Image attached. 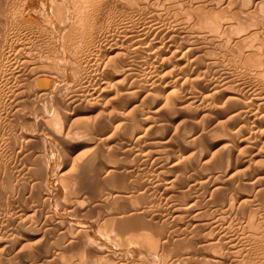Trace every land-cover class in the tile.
I'll list each match as a JSON object with an SVG mask.
<instances>
[{
	"label": "bare ground",
	"instance_id": "bare-ground-1",
	"mask_svg": "<svg viewBox=\"0 0 264 264\" xmlns=\"http://www.w3.org/2000/svg\"><path fill=\"white\" fill-rule=\"evenodd\" d=\"M104 1L105 4L114 3L117 5V8L126 11V13H128L126 17H131L132 14H134L130 3L132 0ZM86 2L87 1H85V3ZM95 2L98 4L97 1ZM140 2L144 8L151 9L154 15L153 21L157 23L154 22V25L152 24L144 27L134 35L126 33L120 38L108 39L105 43L98 46L95 44L97 37H94V32L92 31V34L89 33L90 35L86 37L80 36L82 38L72 35L71 37L70 35L64 37L62 38L64 44L58 45V47L55 48L44 49L45 46L42 47V43L40 46H36L35 41L37 38H35V41L33 40L34 38L32 39L35 44L32 42V44L30 43L31 45H28V43H18L17 41L10 45L7 62L4 61L6 63L0 67V81L4 82V84L0 83V85L7 87V91H5L4 94L0 92L1 96L3 95L0 104L6 106L8 115L16 118L20 122V125L15 128L13 134L16 138H20L22 143H19L18 146L13 145L10 147V144L8 145V147H10V151L8 152L10 153H8L7 161L11 163V159L13 158L14 160L15 157L19 159L16 169L22 174L21 179L26 184V194H22L23 197H26V201L23 202V208L19 210L16 217L12 220V227L4 230L2 229V232H4L3 234L0 231V264H4L6 260L16 257L22 259L18 264H151L150 262L145 263V261H147L145 258L155 247L159 248L160 251L163 252V255L166 254L164 258L168 263L165 264H176V262L179 261L180 263L184 264L186 262L185 264H187L189 260L185 262H182V260L190 258L186 257L187 253H184L183 250H174V254H172V252L169 253L171 255L167 254L170 251L167 250L171 248H168V246L173 245L174 247L175 245L176 239L174 236L165 232L163 227L158 228L157 225L155 226L151 222H143L144 224H141L138 219H135L137 216H144L147 219H154L163 223L167 221H165L166 217L163 212L155 210L152 206L139 205L133 195H116V197L112 199L106 197L105 203L100 205L103 209V217H112L113 219L111 231L114 232L115 237H118L120 240L121 235L129 231L133 232V235L128 237L123 243V245H126L128 241H130V243L135 242L137 244L130 249L120 248L117 250L105 240L104 242H95L96 240L93 238L95 226L80 218L77 219V217L81 215V211L84 208L86 209L83 202L78 200V195L61 194V192L60 194H56V196L53 193L54 196L58 197L57 201L54 199L55 197L52 199L57 202L56 204L54 201L53 203L50 201L52 204L50 202V204H47L49 201L48 199L45 200L47 201L45 204L42 203L44 205H41V203L39 205V202L37 205L33 204L37 198L40 197L39 194H35L36 191L41 190V192H44L45 190H42L44 187L48 184L51 186L50 181H45L48 179V176H50L52 168L47 162L43 151H38L39 154L37 155L34 154L35 162L32 166H29L27 163V161H29L30 152L32 153V151H30L32 150V144L38 141L41 142V139L43 140L41 136L39 137L29 130L26 125L27 123L42 122L43 126L47 129L49 138L57 142L59 146L65 148L64 151L60 153L63 148L60 149L58 146L59 149L57 152L61 162L66 161L67 164L70 160L74 161L75 156L79 155H83L85 158L89 159L95 158L93 167H91L92 165L85 164V162H79L78 170L72 175V178L80 181V185L82 183L84 184H82L83 187L86 185L84 169L88 165L90 166V170L92 168V171L95 173V177L101 182L118 174L122 176H136V169H134L132 165H130V167H125V165L119 164L118 161L100 162L104 155L116 158L117 149L112 144L113 140H110L111 135L107 136V134L112 133L114 135L118 134L121 137L123 136L122 139L128 140L130 144H128V142L127 144L128 146L131 145V147L129 146L130 148L127 151V155H133L138 160H144L145 158L149 160L154 155H159L158 158H156L158 160V166L155 169L157 173L155 172L156 174L154 175H156V178L164 175V177L162 176V179H160V181H162L159 185L167 189L179 183L177 175H171L169 173H174V170L183 166L182 163H186L191 156L197 155L200 158L199 160L203 161L200 165V174H202L204 178H207L209 182L212 181V175L215 176V174H213L216 170L214 165L221 160L218 159L219 161H217V159H215L216 162H213L215 153L216 157L218 156L219 158L217 153H220V157L228 161L225 173H220L221 175L224 174V182H227L228 179L229 181L232 180L231 177L236 170H232L229 163L243 150L254 158V163L251 162L250 168L255 170L257 167L256 163H262V161L258 159L264 158V43L257 41V39L260 38L259 35H262L261 33L264 34V16L261 17L259 14L256 16V13L253 14L251 12L246 14L245 12L248 10L243 11V16L237 13L230 16L226 13L222 14L219 13L218 10L224 7L223 4L215 1L141 0ZM90 3V5L94 6L92 2ZM99 5L102 7H98L99 9L94 14L96 22L99 21L100 24L104 22L108 24L110 22L109 26L111 27H114L115 24L118 25L117 23L119 21L117 22L116 16L108 15L107 18L104 17L105 9H108L105 7L108 5L104 6V4L102 5L100 3ZM160 6L162 8L166 7L169 12L163 13L162 10L158 9ZM87 11L89 10L87 9ZM91 11H94V9ZM89 12H87V15ZM90 14H92V12ZM90 16L92 17V15H89V17ZM255 18H257L256 20H261L263 25H256L254 27V24L251 22H253ZM87 22L88 21H86V23ZM90 30H92V28ZM117 30L118 29H116V31ZM31 31H33L32 28H30V33ZM35 31L34 29V32ZM73 32L75 31H69L68 34ZM29 37L31 38V36ZM40 39H42V37ZM27 40L31 39L27 37ZM38 40L39 39H37V41ZM205 40H208L210 45H206ZM70 52L73 54L72 58L67 56ZM130 54L144 58L149 63L148 67L136 70L133 67L134 65L129 61L130 59L128 57ZM64 58L73 64L72 67L80 76H82L81 71L84 73V76L81 81V86L77 90L79 93L76 92L69 100H62V104L56 108V115L53 118L52 124H50V119L32 115V112L26 111V109L33 101L32 97L34 95V90L35 95L39 94L41 97L49 98L54 97L59 100L61 95L60 92L63 90L66 83V79L61 72L63 69L61 61ZM18 64H23L25 66H22L20 69L17 67ZM220 67H227L228 73L231 74H228L229 80H219L215 77ZM236 70H244L246 73H251L252 70H254L256 75L262 76L261 84L263 86L248 87L243 91L239 88L241 86L235 87L233 85L234 80L232 73ZM12 78H15V81L18 79V84L14 89H12L13 86H7ZM60 98L62 99V97ZM79 98L81 102L87 104V108H90L88 114L93 115L98 126V129L95 128L94 130L87 131L91 137L89 140L85 141L72 138L71 126L62 125V128H59L63 120H69L74 116ZM54 101L55 100L52 102ZM38 104L39 108H45V105L41 102ZM160 113L166 114L167 117L158 120ZM179 113L183 115L177 119V121L181 119L180 122L178 121L177 123L181 124V131H183V133L188 130L190 131L188 134L191 138H197L202 124L204 126L206 125L208 128L207 142L204 140L205 143L202 144L203 141H201L200 144L202 145H198L195 140L193 147L184 144V147L181 148L174 144L172 138L168 136L169 134H167V136L165 135L164 138H161L163 137L162 135L161 137L158 135L163 127L169 130L171 121H173ZM128 133H130V138L127 137L129 135ZM172 137L174 138V135ZM9 139L8 134L1 128V179H4L5 176V172H3L2 169L3 154H1V150L4 145L8 143ZM23 141H25V143H23ZM192 141H190L189 144H191ZM197 145L199 147H197ZM126 150L127 149L124 151ZM158 150L163 152L160 153L159 151L160 154H158ZM189 151L193 152L190 153L189 156H186V153ZM57 152L56 154L54 153V155H57ZM149 161H151V159ZM8 163L5 164L9 165ZM145 163L147 162L145 161ZM66 164H62L59 168L57 167L54 170L56 175H63L66 173V169L68 168ZM147 164L149 165L150 162ZM150 170L151 169H149V171ZM236 173L238 174V172ZM256 175L259 176L261 174L256 173ZM201 178L200 175V179ZM257 179L255 178L254 181L256 182ZM251 180L252 178H250V181ZM130 184L131 183H129V185ZM202 184L204 185V182ZM49 186L45 189H48ZM146 186L145 184V187ZM256 186L254 185L255 188ZM161 188L162 190L165 189L163 187ZM223 188V183L222 186L215 185L211 190V194H207V198L208 196L212 198V202L210 204H208L209 202L207 203V210L202 208V205L205 206L202 202L201 207L199 205L200 199L197 197L203 198L201 195H197L196 198L189 199L187 202L185 201L186 203H181V201H179L180 203L174 204L177 200L176 198L175 202L172 203V217L174 220H177L185 213L193 214V211L199 206L203 211L199 210L198 213L196 212L198 214L197 216H195L196 214L194 213L195 215L193 216H195V218L191 221L193 231H197L199 234L197 233L192 239L194 240L193 243L198 245L202 251L200 255L203 256L202 260L204 264H244L243 258L239 255L230 260V263L224 261V257L219 253V246L222 244L220 242L221 238L210 229L209 226L211 224L208 223V218L211 217L206 216V214L210 210L215 212L216 214H213V217H216L215 223L219 226V223L224 224L227 222V219L229 220L231 217L236 218L239 216L240 218L241 216L244 220L247 218L248 224L244 226L250 225L252 228L258 215L260 220L261 214L259 212L260 210L262 211L260 207L264 204L258 206L257 194H254V196L252 194H244L245 191L239 194L235 192V194L229 195L227 199H225L223 195L225 202H222L223 200H221L222 198L219 195L221 203L218 200L217 192ZM170 190L171 189H169V191ZM169 193L168 199L170 202H173L174 200L172 198L175 196ZM204 196L206 195L204 194ZM42 198L41 196V200ZM117 198L126 199L127 202L130 203L131 209L129 211H121L118 208H114L113 205L116 204ZM146 198H148V196ZM258 201L261 200L259 199ZM107 206L109 207L107 208ZM246 208L249 210H247L248 213H245L247 212L245 211ZM62 209L67 212L66 215L60 212ZM240 209L244 210L241 212ZM204 215L206 216L205 218L208 217V222H205L206 219H204ZM180 220L182 219L180 218ZM241 220L236 221L241 222ZM122 222L125 224H122ZM215 223L212 222V224ZM235 223L237 224V222ZM258 223H260V221L256 222V224ZM189 225L190 223L188 222V226ZM180 226L181 225H179V227ZM244 226H240V228H245ZM230 227L228 226L227 228ZM240 228L239 230H241ZM252 229L251 231H255V229ZM261 229L263 230L264 227ZM224 230L223 232H228ZM245 230H243V232ZM257 232L258 231H255V233ZM261 233L258 232L257 234L261 235ZM225 235H227V237L229 236L228 234ZM154 236L156 239H154ZM249 236L252 238L251 235H247L246 237L249 238ZM260 238L262 239V236ZM252 239H255V237ZM27 241L33 242L30 243L32 244L31 246L29 245L30 248L28 245L23 244ZM241 241L238 244H241ZM226 242L227 241H225V244H230ZM256 242L257 240L255 243ZM235 243L237 244V242ZM233 248L234 246H232V250H234ZM247 248L251 247L249 246ZM34 249V253L30 252ZM41 251L44 252L41 253ZM239 251L241 253V250ZM69 252H75L79 255L73 259L72 256L69 257L67 254ZM235 252L233 251V256H235ZM242 252H244V248ZM188 263L191 264V262Z\"/></svg>",
	"mask_w": 264,
	"mask_h": 264
},
{
	"label": "rangeland",
	"instance_id": "rangeland-1",
	"mask_svg": "<svg viewBox=\"0 0 264 264\" xmlns=\"http://www.w3.org/2000/svg\"><path fill=\"white\" fill-rule=\"evenodd\" d=\"M85 1H87L86 3L88 4V7H90L91 10L94 9V11H91L90 8L87 7V4L85 3ZM95 1H97L98 4H96ZM100 1L99 0H91V1L90 0H24V1L23 0H0V63L2 64V65L0 64V67L3 66L7 62V57H8L9 52H10V45L12 43L17 42V41H18V43L19 42L28 43V45H29L30 43L32 44V42L34 43L35 38H37L39 40L37 41V39H36V41H35L36 44L35 43L34 44L36 46H40V44L42 43L41 44V45H43L42 47L45 46L44 49H48V48H55V47H58V45L64 44V41L62 38L67 37L69 35H70V37L72 35V36H78V38H82V37H86V36L90 35L89 33L92 34V32H94V37L95 36L97 37L95 40V44L98 46L100 44L105 43L108 39L120 38V37H122V35H124L126 33H128L129 35H134L138 31L142 30L144 27H147V26L152 25V24L154 25V22L157 23L156 21H153L154 15H153V12L151 11V9L144 8L141 5V2H140L141 0L140 1H138V0L130 1L131 6H132V10L134 12V14H132L131 17H126V15L128 13H126V11H124V10H121L120 8H117V5H115L114 3L111 2L112 4H109V3L105 4L104 0L101 2ZM205 1L220 2L221 4H223L224 7L222 9L218 10V12L222 13V14L226 13L229 16L234 14V13H237L238 15L243 16L244 10H248L245 12L246 14L248 12H251L253 14L256 13V16H257V14H259L261 17L264 16V0H201V2H205ZM90 2H92V4L94 6L90 5L91 4ZM99 3L102 5L104 4V6L108 5L107 7H105L108 9H105L106 11H105L104 17L107 18L108 15L116 16L117 22L119 21L117 23L118 25L115 24L114 27H111V26H109L110 22L108 24H107V22H104L103 24H100L99 21L96 22V20L94 18V14L99 9L98 7H102L101 5H99ZM86 8L90 12L87 11ZM164 8H162L161 6L158 7V9L162 10L163 13H165V12L168 13L169 11L166 9V7H164ZM49 12H50V14H49ZM51 12H52V14H51ZM87 12H89L88 15H87ZM91 12H92V14H90ZM85 15L87 16V18ZM89 15H92V17L91 16L89 17ZM256 19L257 18H255L254 21L251 22L252 24H254V27L256 25L262 26L263 25L262 21L259 19L258 20H256ZM86 21H88V22L86 23ZM27 22H29V23H27ZM31 23H33V24H31ZM98 24H100V25H98ZM30 26H32V27H30ZM36 26H37V28H36ZM30 28H32V30H33V31H31L32 34L30 33ZM61 28H63V29H61ZM76 28H78V29H76ZM91 28H92V30H90ZM34 29L36 30L35 31L36 33L34 32ZM55 29H56L57 33H56ZM116 29H118V30L116 31ZM73 30L75 32L68 34L69 31L72 32ZM256 32H258V31H256ZM261 34L262 35H259L260 38H258L257 41L264 43V34L263 33H261ZM29 36H31V38ZM80 36H82V37H80ZM27 37H28V39H31V40H27ZM41 37H42V39H40ZM20 40H22V41H20ZM25 40H27V41H25ZM29 41H31V42H29ZM205 44L210 45L208 40H205ZM263 51H264V47H263ZM67 56L72 58L73 54L70 52L69 54H67ZM128 58L130 59L129 61L134 65L133 67L136 70L144 69V68L148 67V65H149V63L144 58H140L134 54H130ZM4 61H6V62H4ZM22 66H25V65H23V64L17 65V67L20 69L22 68ZM61 66L63 67L61 72L63 73V77H65V79H66L65 86H64L63 90L60 92L61 93L60 97H62V99L60 97H59V100H58V98L56 99L54 97H51V98L41 97V96H39V94L35 95V90H34V95L32 97L33 101L28 105V108L26 109V111L32 112V115H35V116L37 115V116L44 117L46 119H50V121H49L50 124H52L53 118L55 117L56 112H57L56 108H58L62 104V100H69L71 97H73L76 94V92L79 93L77 90L81 86V81L83 80V76H84V73L82 71H81L82 76H80L77 73V71L72 67L73 64L70 63L69 61L65 60V58L62 59ZM228 74H230V73H228L227 67H220V68H218L217 73L215 74V77L218 78L219 80H229ZM232 76H233V80H234L233 85L235 87L241 86L239 88L242 91L247 89L248 87L263 86L261 84L262 76L256 75V73H254V70H252L251 73H246L244 70H236V71H233ZM12 80H11L12 85H11V82H9L7 86H13L12 89H14V87L18 84V79H16L17 81H15V78H12ZM263 81H264V79H263ZM0 83L4 84L3 81H0ZM66 84H67V86H66ZM0 88H1L0 92L2 94H4L5 91H7L6 90L7 87L4 85L3 86L0 85ZM71 90H72V94H71ZM1 93H0V100L3 97V95L1 96ZM53 100H55L54 101L55 104H54V102H52ZM78 100H79V102L77 103V108H76L77 110L75 111L76 115L74 114V116L72 118H70L69 120H63V123L59 126V128H62V125L63 126H71L72 138L81 139L82 141H85V140H89L91 137V135L88 134L87 131L88 130H94L95 128L98 129V126L96 123V119L93 117V115L88 114V111L90 108H87L88 107L87 104L86 103L84 104V102H81L80 98ZM39 102H41L43 105H45V108H39V104H38ZM48 104H49V108H48ZM1 105L2 104H0V129L1 128L4 129V131L8 134V137L10 138L8 143L5 144L6 146L4 145L3 149L1 150V154H3L2 169H3V172H5V176H4L5 180L3 178L2 179L0 178V229H1L0 231L2 232L4 229H8V228L12 227V223H13L12 220L16 217L19 210L23 208L24 205L22 206V204H23V202L26 201V197L25 196L23 197V195L26 194V192H25L26 184L21 179L22 174L18 172V169H16V166L19 162V159L17 157H15L13 160V158H12L11 163H8V161H7L8 153H10V152H8V151H10V147L13 145L18 146L19 143H22V140L20 138H16V136L13 134L15 128L18 125H20V122L16 118L8 115L6 106H4V105L1 106ZM179 114L173 121H171V123H170L171 127L169 128V130L166 127H163L160 130L158 135L160 137L162 135L163 137H161V138H164L165 135L167 136V134H169L168 136L172 138V140L174 141V144L177 147H181V148L184 147V144L185 145L187 144L189 147H191V146L193 147L195 140H196V143H198V145L200 144L201 141H203L202 144L205 143V141L208 139V128L206 127V125L204 126L202 124V127L200 128V132L197 134L198 135L197 138H195V139L193 137L191 138V136L188 134L190 132L189 130L186 131L187 133L186 132L183 133V131H181V128H182L181 124L177 123L178 121L180 122L181 119H179L178 121H177V119L179 117H182L183 114L182 113H179ZM166 117H167L166 114L160 113L158 120H162V118L165 119ZM26 125L28 126L29 130H31L32 133L36 134L39 137L41 136L43 138V140L42 139L40 140L41 142L38 141V142L32 144L34 147L32 146V150H30V151H32L33 155L30 152V156L28 158L29 161H27V163L29 164V166H32L33 163L35 162V155L34 154L37 155V154H39L38 151H43V153L47 159V162L51 165V168H52V172H51L50 176H48V179L45 181V182L50 181L51 186H49V184L47 186L45 185L46 187H44V189H42V190H45L44 192L43 191L41 192V190L40 191L37 190L35 194H39L40 197H38L36 200L37 202L35 201L33 204L37 205L39 202V205H40V203H41V205H44L47 202V201H45L47 199L49 200L47 202V204H50L51 202L53 203V201L56 204L57 203L56 201L58 199V197H56L57 196L56 194H60L61 192H62L61 194L78 195L79 196L78 200H81L83 202V205H85L86 209L84 208L81 211V215L79 217H77V219L80 218V219L87 221V222H89L95 226L94 230H93V235H94L93 238H94V240H96L95 242H104V240H105V241L109 242L110 245H112L117 250L120 248L121 249H130V248H133L132 246H135L137 244L135 242L130 243V241H128V244L123 245V243L128 239V237L133 235V232L129 231V232L121 235L120 240H119L118 237H115L114 232L111 231L113 219H112V217H103V212H102L103 209L100 207L101 204L105 203L106 197H110L112 199L113 197H116V195H118V196L119 195H123V196L133 195V196H135V199L139 205L143 204V205H147V206H152L155 210L163 212L164 216L166 217L165 221L167 220L168 222L166 221L165 223H163V222H160V221H157L154 219H147L144 216H137V217H135V219H138L139 222H141V224H144L143 222H151L155 226L157 225L158 228L163 227V230L165 232L170 233L176 239L174 247H173V245L168 246V248H170V247L171 248L170 249L167 248L168 249L167 251L170 250L167 254H169L170 252H172V254H174L175 253L174 250H176V251L183 250L184 253H187L186 257H190V258L187 260L184 259V260H182V262L189 260L188 262H191V264H204V261L202 260L203 256L200 255L202 253V251L198 245L193 243L194 240L192 239V237H195L197 235V233L199 234V232L193 231L191 221H193L192 219H194L195 216L198 215L197 213L199 210L203 211L200 209L202 203L205 204V206L202 205V208L203 209L205 208L204 210H207V207H206L207 203L209 202L208 204H210L212 202V198H210L209 196L207 198V194H211V190L215 187V185L216 186H222V183L224 184V188L217 192L218 200H219V195H220V197L222 198V199L221 198L220 199L223 200L222 202H225L223 199V195H224V198L227 199L229 197V195L235 194V192H237L236 194H239V193H242V191H245V193L243 192L244 194H252L253 196H254V194H257V196H258L257 199L261 200V201L257 200L258 206L259 205L261 206L264 204V195H263L264 194V166H263L264 165V162H263L264 158L258 159L259 161H262V163H256L257 167L255 168V170H253V168H250V167H251V162L254 163V158L252 157V155H250L248 152H246L244 150L241 153H238L236 155V157H235L236 160L233 159L229 163L230 166L232 167V170L233 169L236 170L235 173L238 172V174H239L238 175L237 173L236 174L234 173L235 175L233 174V176L231 177L232 180L229 181V179H228L229 182L228 181L224 182L225 181L224 174H222V175L220 174V173H225V169L228 166V163H227L228 161L227 160L225 161L223 158H221L220 153H217V155H219V158H218V156L217 157L215 156L216 153H215V155L213 153V155H214L213 162H216L215 159H217V161H219L220 159L221 160L218 163L216 162V164L214 165L216 170L213 174H215V176L212 175V181H210V182L207 181V178H204L203 175L200 174L201 173V166L200 165L203 163V161L199 160L200 158L196 155V156L189 157V160H187V161L185 160L186 163H182L183 166L179 167L178 169L176 168V170H174V173L173 172L169 173L171 175H174V174L177 175V178L179 179L178 184L176 183L175 185L168 187L169 189H171L169 191V189L165 188L164 186L159 185V184H161V181H162V180L160 181V179H162V176L164 177V175L158 176L159 178H156L155 177L156 175H154L157 173L155 171L156 167L158 166V164H157L158 160L156 158H158L159 155H154L152 158H150L151 161H153V162L149 161L150 159L149 160L147 159L150 162L149 165L147 164L149 162L146 160V158L145 159L143 158L144 160H138L133 155H130V154L127 155V151L129 150L131 145H129L130 147L128 146V144H130V143L128 142L127 139H122L123 136L121 137L118 134L114 135L113 133H112L113 135L107 134V136L111 135L110 140L111 141L113 140L112 144L117 149L116 150L117 151L116 152V158L104 155L102 160L100 159L101 161L100 160L99 161L104 162V163L108 162V161L109 162L118 161L119 164L121 163L122 165H125V167H127V166L130 167V165H132L133 168L136 169L135 170L136 176H129V175L122 176L121 174H118V175H114L112 177H109V178L105 179L103 182H101L95 177L96 175L92 171V168L90 170V166L92 165L91 167H93V162H95V158L89 159V158H85L83 155H79V156H75L74 161L70 160V162H68L67 164H66V161L61 162V160L59 159L60 157H58L57 150L59 149V147H60V149L63 148L60 151V153H62L65 148L62 146H59V144L57 142H54L49 138V135L47 133V129L43 126L42 122H40V123L31 122V123H27ZM167 130H168V132L166 133ZM170 130H171V132H170ZM162 131L164 132V135H163ZM128 134L129 135L127 137L130 138V133H128ZM175 134H177V135H175ZM42 135H45V136H42ZM99 135H101V134H99ZM173 135H174V138L172 137ZM42 141H43V144H42ZM158 141H159V139H158ZM190 141H192L193 143L191 142V144H189ZM127 142H128V144H127ZM23 143H25V141H23ZM9 144H10V147H8ZM181 144H182V146H181ZM202 144H200V145H202ZM198 145H197V147H199ZM125 149H127V150L124 151ZM159 151H160V153L163 152L161 150H158V152H157L158 154H160ZM56 152H57V155H54V153L56 154ZM192 152L193 151L187 152L188 154L186 153V156H189V154ZM124 154H126L127 156ZM130 156H132V157H130ZM134 158H136V159H134ZM145 161L147 163H145ZM235 161H237V162H235ZM79 162H85V164L90 165V166L89 165L86 166V168L84 169L85 170L84 171L85 178H86L85 179V181H86L85 187H83V185H84L83 183H82L83 185L81 184L82 185V187H81L80 181L76 180L75 178H72L73 173L75 171H77L79 168V166H78ZM5 163H8L9 165H6ZM126 163H128V164H126ZM219 163L220 164L222 163L221 164L222 166ZM62 164H66L68 166V168L66 169V173H64L63 175H56L54 170L57 167L59 168ZM57 165H59V166H57ZM218 165H219V167H218ZM149 169H151V170L149 171ZM137 173H139V174H137ZM256 173H260L261 175L257 176L258 174L256 175ZM197 174L199 175V177ZM52 175L55 177H53ZM200 175L203 179L202 178L200 179ZM213 176L215 177V179ZM127 177H129V178H127ZM216 177H218V178H216ZM51 178H54V179H51ZM250 178H252L251 181H250ZM255 178L256 179L260 178V179H257V181L255 182L254 181ZM155 180H157V181H155ZM258 180H260V181H258ZM203 182H204V185L202 184ZM211 182H214V183H211ZM220 182H221V184H220ZM129 183H131L132 185L130 184L131 185L130 186ZM252 183H254V184H252ZM145 184L147 185L146 187H145ZM250 184H252V185H250ZM158 185H159V187L157 188ZM254 185L255 186L257 185L256 188L254 187ZM48 186H49V188H48L49 190L45 189ZM161 187H163L167 190H165V189L162 190ZM227 187H229V188H227ZM46 190L49 192H47ZM169 192L175 196L172 198L174 200V201L172 200L173 202H170V200L168 199V193ZM47 193H49V194H47ZM53 193L56 196H54ZM204 194L206 196H204ZM197 195L198 196L201 195V197H203V198L197 197ZM261 195H262V197H261ZM41 196L43 197L42 200H41ZM91 196H93V197H91ZM147 196H148V198H146ZM154 196H155V198H154ZM160 197H162V198H160ZM188 197H190V198H188ZM196 197L198 199H200V203H199L200 207L198 206L199 208L197 207L196 210L193 211V214L191 213L192 215L190 213H189L190 215L188 213H185L184 215H182L180 217L183 220V222L184 221L186 222V224H185V222L183 223L182 220H180V218L177 220L176 219L174 220V218L172 217L173 215L171 213L172 212L171 208L173 206L172 203L175 202L176 198H177V200L174 204L180 203L179 201H181V203H183V202L186 203L189 199H193ZM53 198L56 201L52 200ZM39 199L41 200V202ZM146 201H147V203H146ZM42 203H44V204H42ZM259 203H261V204H259ZM113 206H114V208H118L121 211H129L131 209L130 203H128L127 200L124 198H117L116 204H114ZM108 207L109 206H107V208ZM260 208L262 209V211L260 210V212H259L261 214L260 220H259V215H258V217H256L257 218L256 222L260 221V223L256 224V222H255L252 226L253 227L255 226L256 228L255 227L254 228L252 227V228L255 229V231H258L259 233H261L263 231L261 233V235L257 234L258 232L255 233V231L251 228L250 225L244 226L245 224H248L247 220H246L247 218L245 219L246 220L245 221L243 219V217L241 218V216H240V218L242 220L239 218V216L236 218L231 217V218H229V220L227 219V222L229 221L231 223V225L229 222L227 223L224 221L226 224L225 223L224 224L219 223L220 224V226H219L215 223L216 217L215 216L213 217V214H216V213L212 212V210H210L208 212L206 211L207 212L206 216H209L211 218L207 217L208 221H209L208 222L207 218H205L206 216L204 215V219H206L205 222H208L209 224H211L209 226L210 229L212 231H214L221 238L220 242L222 244H221V246H219V253L224 257L225 262L230 263V260L234 259L236 256L238 257V255H239L241 258H243L244 264H264V242H263L264 241V229L263 230L261 229L264 227V223H263V221H264L263 220L264 219V209H263L264 205L261 206ZM167 210H169L170 212ZM242 210H244V209H242ZM242 210L240 209L241 212H242ZM247 210H248V208L245 209V211H247ZM248 211L245 213H248ZM60 212L64 213L65 215L67 214V212L64 211L63 209ZM187 214L189 217L187 216ZM193 215H195V216H193ZM262 216H263V219H262ZM190 217H192V218H190ZM75 218H76V216H75ZM236 220H239V221L241 220V222L236 221ZM169 221H170V223H169ZM232 221H234V222H232ZM188 222L190 223L189 226H188ZM212 222H214L215 224H212ZM235 222H237V224ZM262 223H263V225H262ZM122 224H125V223L122 222ZM170 224H172V225H170ZM227 224L229 227L230 226L231 227L227 228L228 227ZM238 224L240 226H244L245 228H242V227L240 228V226ZM179 225H181L182 227L181 226L179 227ZM260 226H261V228H260ZM249 227L253 231H251V229ZM217 228H219L220 230ZM239 228L241 230H239ZM210 229H209V231H210ZM236 229H237V231H236ZM260 229H261V231H260ZM223 230L224 231L227 230L228 232L227 233L223 232ZM243 230H245L244 231L245 233L243 232ZM217 231H218V233H217ZM234 232H236V233H234ZM246 232L247 233L249 232V233L247 234ZM3 233L4 232H2V234ZM225 234H228L229 236L227 237V235H225ZM246 234L251 235L252 238H254V237H255V239L257 238L256 239L257 242L255 243L256 240L250 238V236H249L250 239L248 237H246L247 236ZM252 234H253V236H252ZM223 236H225L227 239ZM231 236L232 237L234 236L233 237L234 241L232 240ZM259 236L260 237L262 236L263 241ZM229 237L231 240L229 239ZM223 238H225V239H223ZM154 239H156L155 236H154ZM238 239H239V241H238ZM225 241H227L226 243L229 242L230 244H225ZM240 241L242 243L238 244ZM233 242L234 243L237 242V244L235 243V245H234ZM30 243H33V242L27 241V242H24L23 244L28 245V247L30 248V246L32 245ZM252 243H253V245H252ZM259 243H260V245H259ZM227 245L230 247H228ZM261 245H263V246H261ZM232 246H234V248H233L234 250H232ZM249 246L251 248H247ZM243 248H244V252H242ZM239 250H241V253ZM34 251H35V249L30 251V252L34 253ZM159 251H160L159 248H157V247L153 248V250L146 256L145 259L147 261H145V263L150 262L151 264H155L156 260H157L156 264L168 263L167 260L164 258V255H166V254L163 255L162 254L163 252H161V251H160V253H161L160 254ZM233 251L234 252L236 251L235 256H233L234 255ZM43 252L41 251V253H43ZM67 254L69 255V257L72 256L73 259L76 258L77 255H79L75 252H69ZM154 255L156 256V258ZM169 255H171V254H169ZM21 260L22 259L20 257L11 258V259L6 260L4 264H18ZM188 262H187V264H189ZM176 264H183V263H180V261H179V262H176ZM205 264H207V263H205Z\"/></svg>",
	"mask_w": 264,
	"mask_h": 264
}]
</instances>
